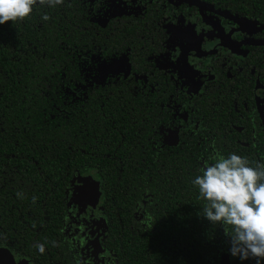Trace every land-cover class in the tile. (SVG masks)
Wrapping results in <instances>:
<instances>
[{"label":"flooded vegetation","instance_id":"flooded-vegetation-1","mask_svg":"<svg viewBox=\"0 0 264 264\" xmlns=\"http://www.w3.org/2000/svg\"><path fill=\"white\" fill-rule=\"evenodd\" d=\"M80 6L87 10L92 35L77 51L80 80L66 92L84 99L87 91L101 87L126 99L125 106L115 107L125 117H111L119 141L104 144L101 156L118 173L126 163L130 221L146 225L158 216L155 201L162 198L155 181L160 188L167 183L169 198L179 201L180 181L172 177L180 162L194 180L205 163L214 164L219 156L234 152L251 162L264 160V24L259 19L236 14L219 0H82ZM86 178L90 195L81 199L79 186ZM101 185L91 168L74 170L63 189L61 240L78 264H109L112 258L102 246L107 202ZM194 187L189 183L188 197L181 200L196 214L207 202ZM93 193H98L95 203ZM112 200L110 214L116 206ZM198 222L208 224L218 264H236L225 235L231 226L204 217ZM41 223L29 228L34 254L26 255L24 245L5 236L0 249L15 262L34 264L43 257L39 264H48L47 213Z\"/></svg>","mask_w":264,"mask_h":264},{"label":"trees","instance_id":"trees-1","mask_svg":"<svg viewBox=\"0 0 264 264\" xmlns=\"http://www.w3.org/2000/svg\"><path fill=\"white\" fill-rule=\"evenodd\" d=\"M81 2L64 0L55 8H35L30 19L0 25V237L16 240L25 246L26 255L34 254L28 247L29 228L42 225L47 213L48 264H78L61 240L63 189L74 170L92 168L107 202L102 246L112 254L109 264H218L208 224L198 222L203 211L195 214L181 200L187 199L184 192L193 179L184 173L182 162L172 177L180 181L179 201L169 198L167 183L160 188L155 181L154 190L162 198L155 201L158 216L146 225L130 221L126 163L118 173L108 157L101 156L104 144L119 141L111 117H125L115 107L125 106L126 99L101 87L87 91L84 99L66 92L80 80L77 51L92 35ZM219 2L264 24V0ZM45 14L50 19L43 20ZM116 186L118 193L111 194ZM193 189L199 193L198 187ZM192 193L190 189L188 195ZM110 197L116 205L111 214ZM185 220L193 222L188 225ZM43 232L41 227L35 234L38 241ZM39 262L43 257L34 264ZM234 262L256 264L235 257Z\"/></svg>","mask_w":264,"mask_h":264},{"label":"clouds","instance_id":"clouds-1","mask_svg":"<svg viewBox=\"0 0 264 264\" xmlns=\"http://www.w3.org/2000/svg\"><path fill=\"white\" fill-rule=\"evenodd\" d=\"M64 0H0V25L30 19L35 8H55ZM43 20L50 17L45 14ZM192 184L207 203L203 217L211 224L231 226L226 231L229 254L240 261L264 262V160L251 162L231 153L219 156L214 164L205 163ZM18 195H20L18 193ZM35 202V197H33ZM41 254L43 245H36Z\"/></svg>","mask_w":264,"mask_h":264},{"label":"water","instance_id":"water-1","mask_svg":"<svg viewBox=\"0 0 264 264\" xmlns=\"http://www.w3.org/2000/svg\"><path fill=\"white\" fill-rule=\"evenodd\" d=\"M90 179L86 178V179H81V182H83L82 185L79 186L80 190H79V196H81V199H87L90 195V192L86 186V182H88ZM93 191H96V184L93 183ZM93 197L94 200L92 203L96 202V199L98 197V193H93ZM93 205V204H92ZM0 264H26L25 262H15L13 261L12 257L5 251V250H0Z\"/></svg>","mask_w":264,"mask_h":264},{"label":"rangeland","instance_id":"rangeland-1","mask_svg":"<svg viewBox=\"0 0 264 264\" xmlns=\"http://www.w3.org/2000/svg\"><path fill=\"white\" fill-rule=\"evenodd\" d=\"M85 72H86V70H85ZM87 73V76L89 77V74H88V72H86Z\"/></svg>","mask_w":264,"mask_h":264}]
</instances>
